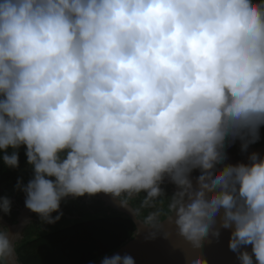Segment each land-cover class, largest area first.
<instances>
[{"label":"clouds","instance_id":"1","mask_svg":"<svg viewBox=\"0 0 264 264\" xmlns=\"http://www.w3.org/2000/svg\"><path fill=\"white\" fill-rule=\"evenodd\" d=\"M262 125L264 0H0V159L18 168L24 146L32 176L14 188L41 221L69 195L147 205L167 179L165 218L192 249L229 229L239 264H264V154L226 151ZM143 222L163 227L159 212ZM17 237L0 225V264H18Z\"/></svg>","mask_w":264,"mask_h":264},{"label":"trees","instance_id":"2","mask_svg":"<svg viewBox=\"0 0 264 264\" xmlns=\"http://www.w3.org/2000/svg\"><path fill=\"white\" fill-rule=\"evenodd\" d=\"M260 138L259 135L258 141L261 142L253 143L254 146L264 143ZM18 152V168H9L0 159V192L5 186L13 184L14 178H18L28 165L24 146ZM89 202L92 204L93 199L90 198ZM168 211V208L165 209L160 218H164ZM69 212L67 219H75L74 222L59 226L58 219L37 232L33 238H26L15 246L20 264H89L120 247L136 231L134 222L126 214L119 211L102 213L100 205L92 212L83 204L70 205ZM51 215L56 216V213Z\"/></svg>","mask_w":264,"mask_h":264},{"label":"water","instance_id":"3","mask_svg":"<svg viewBox=\"0 0 264 264\" xmlns=\"http://www.w3.org/2000/svg\"><path fill=\"white\" fill-rule=\"evenodd\" d=\"M252 151L264 154V143L257 146L249 145L242 157L238 160H232L229 157V162H247V155ZM96 194L105 199L112 208L126 214L136 226L135 234L120 247L106 254L109 257L115 254H128L133 257L134 264H186L187 257L193 251H199L200 255L206 259L207 264H239L237 255L228 248L229 229L221 228L219 237L209 235L202 240L199 249H192L191 245L178 234L174 223L169 219L162 218L163 227L158 231L154 230L144 224L129 204L126 203V206H122L120 199L110 193L100 192ZM1 223L8 227L10 233L16 234L17 225L19 224L10 225L4 221H1ZM154 231L156 234L152 236L151 233ZM164 233H167L166 237ZM103 257L89 264H101ZM17 262L20 264L18 259Z\"/></svg>","mask_w":264,"mask_h":264},{"label":"rangeland","instance_id":"4","mask_svg":"<svg viewBox=\"0 0 264 264\" xmlns=\"http://www.w3.org/2000/svg\"><path fill=\"white\" fill-rule=\"evenodd\" d=\"M259 135H260V139L264 140V125H262L259 129ZM257 143H260V141H256ZM252 146H254L253 144H250ZM227 155H230L229 157L232 158V160H238L240 157H242L246 151H241V147H240V141L237 140L235 143H233L231 146H229L227 149ZM193 176L198 175L197 171H194ZM32 176V167L31 165H27L24 167L22 174H20V176L18 178H22L24 183H27L28 179H30ZM18 178H14V183L11 185H7L5 186V188L0 192V196H4L7 195L10 199H11V208H16L17 206L21 207H25L24 205V193L22 191L16 190L14 188V186L17 183V179ZM54 179V178H53ZM167 180V179H166ZM161 187L164 189L165 195H162L161 197H158L154 200H151L149 202V204L145 205L144 204V200H145V193L143 192L142 196H141V192L139 193V201L142 203V205H140V202L136 199V202L138 201L139 203H136L134 200L131 201L130 205L127 201L126 203L129 204L134 211L137 213V215L139 216L140 219H145L149 213L152 210L154 212H159L160 215H162V213L164 212L165 209V203H167L169 201V197L168 195H170L174 190H175V186L173 184H171L169 181L164 182V184L161 185ZM134 194V193H133ZM145 194V195H144ZM89 196L88 194H85L83 196H79V197H74L72 195H69L65 198L62 199V201L60 202V208L59 211L60 213H62L60 215L59 218V226H63L66 224H70L72 222L75 221V219H67L69 217V207L71 205V202L76 203L77 206H81V203L83 204V207L88 208V210L90 212H92L94 210V208H98V206L100 205V207L102 208V213L103 212H109V213H116L117 210L113 209L112 206L110 204H108V202L103 199L102 197H100L99 195V199H96L97 196L96 194L91 195V198L93 199L92 204L89 202ZM124 198L123 195H121V197L119 198L120 200ZM131 198V197H130ZM130 198L128 197L127 200H130ZM124 200V199H122ZM125 201V200H124ZM99 204V205H97ZM161 207V208H160ZM160 208V210H158ZM29 209L24 208V210L22 211L21 215L19 216V214H15V212L10 210V213L5 215L2 212H0V221H5L6 223H8L6 221V218L9 217L10 218V225H14V224H18L17 222L19 220L20 221V225H21V230L19 229L20 225H17V229H16V234L18 233V237L15 241V245H18L20 241L26 239V238H33L37 232H40L43 230V228L45 226H48V224H52V223H48L45 221H41V219L39 218L38 214L29 211ZM56 213V212H55ZM57 215V213H56ZM97 216V215H95ZM22 217V218H21ZM20 218V219H19ZM56 221V220H55ZM55 223V222H53ZM2 225V224H0ZM4 225V224H3Z\"/></svg>","mask_w":264,"mask_h":264},{"label":"flooded vegetation","instance_id":"5","mask_svg":"<svg viewBox=\"0 0 264 264\" xmlns=\"http://www.w3.org/2000/svg\"><path fill=\"white\" fill-rule=\"evenodd\" d=\"M228 162H229V155H228ZM166 181H168V180L165 179L164 182H166ZM163 184H164V183H163ZM122 195L124 196V198H122V199H124L125 201H127L129 204H130L131 201H133V200L136 202V199L139 201V196H140L139 193H134V194H132V195H128V194H122ZM96 196H97V194H96ZM97 197H99V196H97ZM128 197H129V198L131 197L130 200H127ZM90 198H91V195L89 196V200H90ZM122 199H121V200H122ZM61 201H62V200H61ZM138 201H137L136 203H139V202H140V201H139V202H138ZM168 202H169V201H168ZM168 202L164 204V205H165V209L168 208ZM81 204H82V203H81ZM71 205L74 206V205H76V203L71 202ZM130 205H132V204H130ZM140 205H142L141 202H140ZM24 208H26V207H21V210H19V209H20V206H17L16 208H11V211L15 212V214H17V215L20 213V214H19V216H20L21 213H22V211L24 210ZM160 208H161V207H160ZM160 208H159L158 210H160ZM113 209H114V208H113ZM165 209H164V210H165ZM29 211H30V210H29ZM29 211H28V212H29ZM153 212H154V211H153ZM150 213H152V210H151ZM150 213H149V214H150ZM21 218H22V217H21ZM19 219H20V218H19ZM142 220H143V219H142ZM6 221H7L8 224H9V223H10V218L7 217V218H6ZM143 221H144V220H143ZM4 222H5V221H4ZM17 223L20 225V221H18ZM0 224L3 225V223H1V221H0ZM22 224H24V223H22ZM22 224H21V225H22ZM4 225H5V224H4ZM14 225H15V224H14ZM21 225H20V227H19L20 230H21Z\"/></svg>","mask_w":264,"mask_h":264},{"label":"crops","instance_id":"6","mask_svg":"<svg viewBox=\"0 0 264 264\" xmlns=\"http://www.w3.org/2000/svg\"><path fill=\"white\" fill-rule=\"evenodd\" d=\"M54 213V212H53Z\"/></svg>","mask_w":264,"mask_h":264}]
</instances>
